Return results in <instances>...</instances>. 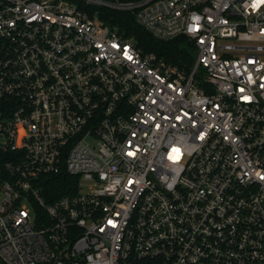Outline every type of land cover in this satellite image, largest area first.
Segmentation results:
<instances>
[{
	"label": "built area",
	"instance_id": "1",
	"mask_svg": "<svg viewBox=\"0 0 264 264\" xmlns=\"http://www.w3.org/2000/svg\"><path fill=\"white\" fill-rule=\"evenodd\" d=\"M0 264H264V0H0Z\"/></svg>",
	"mask_w": 264,
	"mask_h": 264
},
{
	"label": "trees",
	"instance_id": "2",
	"mask_svg": "<svg viewBox=\"0 0 264 264\" xmlns=\"http://www.w3.org/2000/svg\"><path fill=\"white\" fill-rule=\"evenodd\" d=\"M112 24L119 25L128 36L136 38L137 43L145 51L156 52L170 62L190 67L196 60L194 43L185 35L170 40H161L147 31L129 12L113 11L105 17ZM41 187L50 201L57 196L73 193L78 188V176L66 171L56 175L42 176Z\"/></svg>",
	"mask_w": 264,
	"mask_h": 264
}]
</instances>
